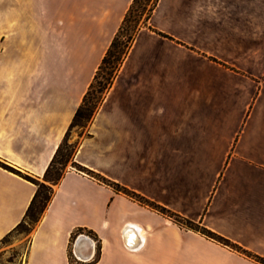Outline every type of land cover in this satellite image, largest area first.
Segmentation results:
<instances>
[{
    "label": "crops",
    "instance_id": "obj_1",
    "mask_svg": "<svg viewBox=\"0 0 264 264\" xmlns=\"http://www.w3.org/2000/svg\"><path fill=\"white\" fill-rule=\"evenodd\" d=\"M132 1L0 0V241ZM74 160L170 212L68 167L25 264H261L175 214L264 257V0H159Z\"/></svg>",
    "mask_w": 264,
    "mask_h": 264
},
{
    "label": "trees",
    "instance_id": "obj_2",
    "mask_svg": "<svg viewBox=\"0 0 264 264\" xmlns=\"http://www.w3.org/2000/svg\"><path fill=\"white\" fill-rule=\"evenodd\" d=\"M159 0H133L125 17L116 32L110 46L104 54L101 63L99 64L96 73L93 77L91 84L89 85L86 93L84 94L83 100L77 108L72 122L59 144L54 156L52 157L44 175L43 182H39L34 178L29 179L36 184L37 188L33 195V198L25 212V215L21 222H19L13 230L3 237L5 240L12 232L19 230L22 227H30L33 223H38L48 207L53 194V185L57 184L67 171V164L72 163L78 170L84 171L98 180L113 186L116 190L122 191L125 194L139 200L142 203L148 204L149 206L158 209L163 213L170 212L165 207L156 204L148 198L130 190L129 188L120 185L116 182L111 181L105 176L92 171L80 164H78L74 158L78 148V143H69V136L71 130L74 127L83 128L89 126L93 120L95 113L103 103L108 91L110 90L121 66L124 63L139 30L148 25V21L153 13ZM88 128V127H87ZM175 219L185 224L190 229L199 231L208 237H211L225 245H228L239 252L252 257L261 264H264V257L258 254L252 253L251 251L243 248L237 243L227 239L218 233L208 229L200 223L188 219H181L175 214ZM99 255V249L97 252Z\"/></svg>",
    "mask_w": 264,
    "mask_h": 264
},
{
    "label": "rangeland",
    "instance_id": "obj_3",
    "mask_svg": "<svg viewBox=\"0 0 264 264\" xmlns=\"http://www.w3.org/2000/svg\"><path fill=\"white\" fill-rule=\"evenodd\" d=\"M87 127L88 126L83 128L74 127L69 136V143H79L80 137L86 133L88 129ZM68 167L74 166L69 162L67 164V168ZM34 179L43 182V178ZM37 224L38 223H33L28 228L22 227L19 230L12 232L5 240L0 241V264H25L26 252L30 242L31 233L36 228Z\"/></svg>",
    "mask_w": 264,
    "mask_h": 264
},
{
    "label": "built area",
    "instance_id": "obj_4",
    "mask_svg": "<svg viewBox=\"0 0 264 264\" xmlns=\"http://www.w3.org/2000/svg\"><path fill=\"white\" fill-rule=\"evenodd\" d=\"M76 169V168H75ZM81 236L83 235L84 236V234H80ZM85 237H87L90 241H91V243H92V254H91V256L89 257V258H84V257H82V256H80L79 254H78V252H77V244H78V241H76L75 243H74V245H73V249H72V251H71V256H72V260L70 261V263L71 264H82V263H87L88 261H90L92 258H93V256H94V251H95V246H97V242H96V240H94V238L93 237H89V236H85Z\"/></svg>",
    "mask_w": 264,
    "mask_h": 264
},
{
    "label": "water",
    "instance_id": "obj_5",
    "mask_svg": "<svg viewBox=\"0 0 264 264\" xmlns=\"http://www.w3.org/2000/svg\"><path fill=\"white\" fill-rule=\"evenodd\" d=\"M82 239H83V236H81L79 238V241H81ZM88 242H89V244H88L87 249H84L83 250V255H81L84 258H89L91 256V254H92V243H91V241H88Z\"/></svg>",
    "mask_w": 264,
    "mask_h": 264
}]
</instances>
